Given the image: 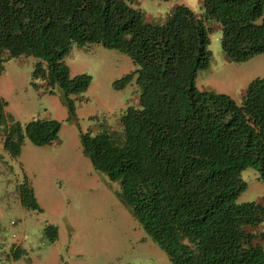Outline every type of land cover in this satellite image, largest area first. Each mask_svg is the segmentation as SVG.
<instances>
[{"label": "trees", "instance_id": "16d2710c", "mask_svg": "<svg viewBox=\"0 0 264 264\" xmlns=\"http://www.w3.org/2000/svg\"><path fill=\"white\" fill-rule=\"evenodd\" d=\"M201 7L177 3L163 19L148 20L127 0H0V73L9 58L35 57L32 77L57 85L74 117L73 95L91 76L69 74L64 57L72 45L127 53L137 102L119 113L117 128L80 131L83 152L118 182V197L172 264H264V202L237 201L247 186L244 167L264 181V77L252 79L239 102L195 85L211 60V21L227 60L264 51V0H201ZM5 106L0 95L1 143L10 156L25 137L36 144L57 138V119L22 125ZM18 193L22 205L41 209L26 176ZM46 233L55 239L56 226L46 224ZM23 252L15 246L11 254Z\"/></svg>", "mask_w": 264, "mask_h": 264}, {"label": "rangeland", "instance_id": "374dc122", "mask_svg": "<svg viewBox=\"0 0 264 264\" xmlns=\"http://www.w3.org/2000/svg\"><path fill=\"white\" fill-rule=\"evenodd\" d=\"M127 1L148 20L163 19L177 3L195 12L202 9L201 0ZM220 39L221 29L211 21V60L197 71L195 85L224 92L239 102L246 85L255 77H264V51L230 61L222 52ZM64 60L70 75L91 76L86 90L73 95L74 117L61 101L57 85L49 87L44 80L32 77L35 57L9 58L0 73V95L14 119L22 125L33 118L60 122L56 139L36 144L25 137L16 157L3 149L0 136L1 263L172 264L118 197V182L93 167L80 143V131L117 128L119 113L137 102L136 65L127 53L100 43L73 44ZM126 74H131L130 79L115 85L114 81ZM257 175L252 166L241 170L247 186L238 202H264V181ZM24 176L40 210L20 203L18 184ZM49 223L57 228L52 240L46 233ZM15 246L24 249L17 258L11 254Z\"/></svg>", "mask_w": 264, "mask_h": 264}]
</instances>
